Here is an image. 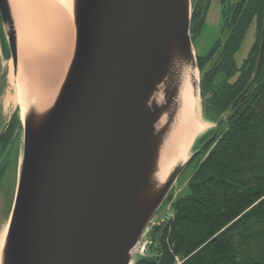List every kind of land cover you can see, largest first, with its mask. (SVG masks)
I'll return each instance as SVG.
<instances>
[{"label": "water", "instance_id": "1", "mask_svg": "<svg viewBox=\"0 0 264 264\" xmlns=\"http://www.w3.org/2000/svg\"><path fill=\"white\" fill-rule=\"evenodd\" d=\"M72 20L71 57L55 96L41 110L31 99L22 119L1 264H133L173 186L226 119L160 179L159 152L180 110V76L198 71L190 0H72ZM0 21L16 75L9 0H0ZM263 54L264 18L252 75L232 106L250 92Z\"/></svg>", "mask_w": 264, "mask_h": 264}, {"label": "trees", "instance_id": "2", "mask_svg": "<svg viewBox=\"0 0 264 264\" xmlns=\"http://www.w3.org/2000/svg\"><path fill=\"white\" fill-rule=\"evenodd\" d=\"M222 15L223 37L196 62L203 118L215 123L227 113L226 119L215 140L189 164L186 192L172 198V190L164 202L162 211L171 203L172 218L149 230L156 255L134 264H264V54L250 92L232 106L256 63L264 0L224 5ZM203 19L201 10L192 13L191 40ZM253 20L255 39L238 66L234 54Z\"/></svg>", "mask_w": 264, "mask_h": 264}, {"label": "bare ground", "instance_id": "3", "mask_svg": "<svg viewBox=\"0 0 264 264\" xmlns=\"http://www.w3.org/2000/svg\"><path fill=\"white\" fill-rule=\"evenodd\" d=\"M9 3L20 36L17 74L14 78L9 74L16 84L10 101L20 107L23 119L31 99L38 110L50 104L63 78L74 41L72 0H9ZM179 83L180 110L159 152L160 179L178 154L184 160L189 157L193 145L210 128L200 114L198 72L185 69ZM5 234L6 228L0 233V264Z\"/></svg>", "mask_w": 264, "mask_h": 264}, {"label": "rangeland", "instance_id": "4", "mask_svg": "<svg viewBox=\"0 0 264 264\" xmlns=\"http://www.w3.org/2000/svg\"><path fill=\"white\" fill-rule=\"evenodd\" d=\"M231 1L233 2H230V3H234V1H237V0H231ZM223 8H224L223 0H209L207 7H205V9L202 10V13L204 14L202 26L200 27V30L197 33V35L192 39V46H193L195 56L205 57L206 55H208L212 47L215 45V43L221 37H223L222 35V30H223V25H224L223 15H222ZM191 14H192V7H191ZM13 19L14 21L16 20L14 15H13ZM255 34H256V23H255V20H253L245 33V36L243 38V41L239 49L234 54V60L238 66H240L243 63V60L247 57L248 53L250 52V49L255 39ZM2 35H4L5 37V29L3 28L0 22V39L2 38ZM17 38L18 39L20 38L19 32H18ZM7 58L8 57L0 56V115L2 119L1 128L4 126L3 125L4 122L6 123L9 117V114L16 108H18V112H19L18 116L22 124V119L20 115V107L14 104L12 101H10V99H12L16 91V87H15L16 84H15L14 79H12V81L10 80L9 74H12L14 78V69H13L12 61L10 59L7 60ZM198 86H199V72H198ZM198 95H199L201 117L204 121L208 122V124L210 125V128L205 133L207 134L211 129L214 128V123L208 120H205L203 118L202 105H201L202 101L200 98L199 89H198ZM205 134L203 136H205ZM197 141L193 145L189 155L195 150H197L195 148L198 146ZM19 147H20V150H19L20 153L18 157V164H17V170H16L15 190L11 198L10 209L8 210L7 216L3 217L0 215V233L2 232L4 228H6V233H7L9 218H10L11 211H12V206H13L15 191H16V184H17L18 165L22 158V136L20 137ZM192 171H193V165H189V167L183 172L181 177L178 179L176 184L173 186L172 198L176 197V195L180 194L181 192L182 193L186 192L185 185L187 181L189 180L192 174ZM158 213H162V210H159ZM155 218H156V215H155ZM155 218L153 219V221L156 220ZM150 229L151 227L149 228V230Z\"/></svg>", "mask_w": 264, "mask_h": 264}, {"label": "flooded vegetation", "instance_id": "5", "mask_svg": "<svg viewBox=\"0 0 264 264\" xmlns=\"http://www.w3.org/2000/svg\"><path fill=\"white\" fill-rule=\"evenodd\" d=\"M209 0H190L192 13L196 10H203L207 7ZM223 0V6L236 4L239 0ZM192 16V14H191ZM1 22V21H0ZM0 56L10 59L6 38L2 35L0 39ZM11 60V59H10ZM18 108L14 109L1 128L2 119L0 115V215L7 216L10 209V202L15 190L16 170L20 153L19 141L22 136V124L18 116ZM17 121V124L15 123ZM21 130V132H20Z\"/></svg>", "mask_w": 264, "mask_h": 264}, {"label": "built area", "instance_id": "6", "mask_svg": "<svg viewBox=\"0 0 264 264\" xmlns=\"http://www.w3.org/2000/svg\"><path fill=\"white\" fill-rule=\"evenodd\" d=\"M175 198V197H173ZM171 203L165 207L162 213L156 217L155 221H152L150 227L153 225L160 226L163 225L166 221L172 218V211L170 210ZM143 234L142 238L140 239L137 247L134 250V257L135 259L142 258V259H152L156 255V243L148 237L149 228ZM180 262H177L179 264Z\"/></svg>", "mask_w": 264, "mask_h": 264}]
</instances>
